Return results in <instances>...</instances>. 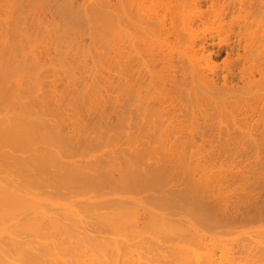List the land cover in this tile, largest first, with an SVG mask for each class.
<instances>
[{"label":"bare ground","instance_id":"6f19581e","mask_svg":"<svg viewBox=\"0 0 264 264\" xmlns=\"http://www.w3.org/2000/svg\"><path fill=\"white\" fill-rule=\"evenodd\" d=\"M216 2L0 0V264H264V234L243 237L264 232V199L230 202L254 183L249 159L227 180L222 164L219 179L239 178L228 190L212 170L220 144L229 158L264 135L256 5ZM148 139L157 160L131 146ZM167 189L173 212L157 202ZM146 191L156 209L140 223Z\"/></svg>","mask_w":264,"mask_h":264},{"label":"rangeland","instance_id":"374dc122","mask_svg":"<svg viewBox=\"0 0 264 264\" xmlns=\"http://www.w3.org/2000/svg\"><path fill=\"white\" fill-rule=\"evenodd\" d=\"M217 1H219V0H217ZM222 1H223V0H222ZM222 1L220 0V2H222ZM234 1H235V2H234ZM234 1L231 0V4H230V5H231L232 8H236V7L239 8V7H241V6H242V8L245 7L244 5H241V6H238V5H237V6H236V4H238L237 1H239V4L243 3L244 1H242V2H241V0H234ZM245 1H246V0H245ZM247 1H248V0H247ZM215 2H216V0H215ZM227 2H228V1H227ZM227 2H226V3H227ZM229 2H230V0H229ZM232 2H234L235 4H234V3L232 4ZM240 2H241V3H240ZM216 3L219 4V2H216ZM218 4H217L216 6H214V8L209 9V8H210L209 5L207 6V5H205V3H203V8H205V11H207V10H208L209 12H210V11H213V13L216 14V13L218 12V9H219V8H218ZM221 4H222V3H221ZM221 4H220V5H221ZM224 4H225V3H224ZM233 5L236 6V7H233ZM253 5H254V6L256 5V6H255L256 8L253 7V8H254V12H255V13H254V14H255L254 20L256 19V24H254V25H256V26H254V27H256V31H257V35L255 34V39H256L255 50H256V48L258 47L257 50H256V51H257V54H258V55L256 54V56H257V58H256V62H257L258 65H259V67L256 66V67H258V68H256V70H257L256 73H257V74L254 73V74H255L254 76L256 77V76H258V75L260 74V71H259V70L262 69V68H260V66H261V67L264 66V57H262V56H264V46H263V45H264V35H263V34H264V19H263V18H264V17L262 18V16H261V15L263 14V11H264V7H263V6H264V0H253ZM205 6H207V7H209V8L206 9L207 7H205ZM262 7H263V8H262ZM203 8H202V9H203ZM216 8H217V10L215 11ZM237 8H236V9H237ZM230 9H231V8H230ZM230 9H228V10H230ZM243 9H244V8H243ZM238 10H239V9H238ZM262 10H263V11H262ZM225 11H226V14H227L228 16H226V17H224V16H220L219 18H221L222 20H223V19L225 20L227 17H229V18L231 19L232 13L237 12V10L234 11V12H232L233 9L230 10L232 13H231V12H230V13H227V12H228L227 10H225ZM239 11H240V10H239ZM239 11H238V12H239ZM256 11H257V12H256ZM243 13H244V12H243ZM221 14H222V13H221ZM229 14H231V16H230ZM256 14H257V15H256ZM263 16H264V15H263ZM222 17H223V18H222ZM232 18H233V17H232ZM260 18H261V19H260ZM257 19H258V20H257ZM224 20H223V21H224ZM228 20H229V19H228ZM234 20L236 21V20H238V19H237V18H236V19L234 18ZM226 21H227V20H226ZM226 21H225L224 23H226V24H228V25H229V24L231 25V22H230V21L233 22V19L229 20V23L226 22ZM235 21H234V22H235ZM254 22H255V21H254ZM235 24H236V23H235ZM230 25H229V26H230ZM226 26H227V25H226ZM254 31H255V28H254ZM228 33H229V32H228ZM255 33H256V32H255ZM229 34H230V33H229ZM230 36H231V35H230ZM261 36H262V37H261ZM261 38H262L263 40H262ZM254 44H255V43H254ZM262 49H263V51H262ZM220 51H221V50H220ZM260 51L263 52V53L260 54ZM261 55H262V56H261ZM260 57L262 58L261 60L259 59ZM232 58H233V61H234V57H232ZM227 59H228V58H227ZM215 60H216V62H217L220 66H223L226 62H228V61L226 60V55H225L223 49H222V51L219 53V55L215 56ZM228 60H229V59H228ZM231 60H232V59H231ZM233 61H232V62H233ZM260 61H261L263 64H262ZM229 63H230V62H229ZM259 63H260V64H259ZM263 68H264V67H263ZM258 69H259V70H258ZM262 70H263V69H262ZM262 70H261V71H262ZM262 72L264 73V70H263ZM259 76H260V75H259ZM256 78H257L256 80H258L259 77H256ZM254 79H255V78H254ZM259 90H261V91L263 92L262 89H259ZM263 93H264V92H263ZM261 101H264V96L261 97ZM263 103H264V102H263ZM263 103H260V105H262ZM263 107H264V104H263L262 107L260 106V107L258 108V110H256L257 112L254 114V115H256V117L259 115V111H260V110H262V114H264V108H263ZM258 117H259V116H258ZM254 130H255V128H254ZM256 130H257V128H256ZM256 130H255L254 132L257 134L258 131H259V129H258L257 131H256ZM224 131H225V130H224ZM224 131L221 132L222 134L219 133L220 138H222V140H223V141H221V142H226V141H225V138L227 139V136H229V135H227V133L230 134V132H226L227 130L225 131L226 133H225ZM230 131H231V133H232V131H234V130L232 129V130H230ZM217 132H220V131L217 130ZM233 133H234V132H233ZM233 133H232V136H233ZM259 133L262 135V129H261V132H259ZM237 134H238V133H237ZM260 134H257L258 136H257V135H254L255 137H257V138H256L257 140H256L255 137H254V140H256V141H254V143H247V145H244V148H243V149L240 148V149L238 150V151L248 150V153L251 155V156H250L251 161H250V158H247V157H249V155H248V156H247V155H244V156H243V154L236 155L237 153H239L238 151H237V152L235 151V152H236V154L234 153L235 155H234L233 153H231V154H233L232 156H231V154H230V152H229V158H228V154H227L228 151H225V150H226V147H227V144H220L219 147H218V150L221 151L222 154H224V155L221 156V157H222L221 160L223 161V160L225 159L224 161H226V162H228V163H226V162H224V161L222 162L221 160H219L220 162H222L221 164H220L219 161H218L219 163L216 162V164H217V163H218V164H217L216 166L214 165V168H213L212 170L215 171V172L217 173V175H216V177H218L217 179H219V175H221V173H222V178H223V176H225L223 172H227L228 174H230L232 171L234 172V170H235L234 173H236V170L238 171L239 168H240V171H241V168H244V166L247 164L246 162L248 161V159H249V161H248L249 164H248V165L250 166V167H249L248 165H246V167L248 168V172H251V171H253V169H254V173L251 172L252 174H251V173L249 174V173H247V168H244V171H245V174H244V175H245V176L247 175L246 177H248V176L250 177V175H252L251 177L254 178V179H252V180H254V183H256V184H254L253 181H250V182H247V183L245 182V183H246V184L244 185L245 187L242 186V184H244V183H242V182H244V181H242V182L240 181V182L238 183L239 178L236 179V178H237V175L240 173V171H239L237 174L232 173V175H234L235 178L231 177V179H234V180L236 179V181H233V180H232L233 182H229V181H231V180H229L228 182H227V181H224V180L230 179V178H226V177H228V176H231V174L228 175L227 173H226V174H227L228 176H225L226 179L223 178V179H224V180H223L224 182L222 181L221 177H220L219 180L216 179V181H218V182H221V183L223 182L222 188H223V186H224V187H226V188H223V189H227V190H228L229 187L231 186V183H233L232 185H234L235 182L238 183V185L236 184V187H239L240 185H241V187H239L240 189L243 187V189H244L243 191H245V188H247L248 185L251 187V190H250V187H248V188L246 189V192H245L246 194H244V192L241 191L242 189L239 190V188H237L239 191H238V190L235 191V189H234L233 187H232L233 189H231V187H230L229 191L231 190L230 192H233V195H236L237 193L240 194V196L237 194L236 197L233 196V195L231 196V200H230V199H229V200H230V202H231L232 204H233V202L235 203L236 200L238 201V199L240 200L241 198H244V201H245V202H248V203H249V201L251 200V202H250L251 204H254V203L257 202V201H258V203H259V202H261V201L264 199V198H262V197H264V192H263V191H264V188H263V187H264V186H263V185H264V184H263V183H264V182H263V181H264V175H263V174H264V171H262V170H264V168H263V167H264V164H263V163H264V138H263L264 135H262L263 137H260ZM263 134H264V130H263ZM225 135H226V136H225ZM224 136H225V137H224ZM230 136H231V135H230ZM234 136H237L236 133L234 134ZM259 137H260L261 139H260ZM145 140H146V139H145ZM146 141H147V140H146ZM148 143H149L150 145H149ZM153 143H154L155 146H153ZM122 144H124V143H122ZM127 144H128V143H127ZM127 144L125 143L124 146L122 145L123 148H124V147H127L128 149H130V144H132V143H129V144H128L129 147H128ZM134 144H135V145H134ZM134 144H132L131 146H132V147H136V148L138 147L137 149L139 150V153H140L141 155H144V156H146V157H151L152 160H154V159L157 160L156 157H158V156L160 155L159 153L156 152V151H158V150H157V147H158V149L161 148L160 144H158V143H156V142H152V141H150L149 139H148V142H147V143H146V142H143V141H142L141 143H139V146L137 145L138 143H134ZM120 145H121V144L118 145V148H122V147H120ZM125 145H126V146H125ZM152 146H153V149H152ZM132 147H131V148H132ZM257 147H258V148H257ZM127 148H126V149H127ZM136 148H135V149H136ZM153 151H154V152H153ZM159 151H160V150H159ZM249 151H250V152H249ZM232 152H233V151H232ZM153 153H154V154H153ZM155 153H156V154H155ZM242 153L245 154V151L242 152ZM158 154H159V155H158ZM150 155H151V156H150ZM155 155H158V156L155 157ZM235 156H237V157H236V160L240 161L241 163H242L243 159H244L245 156H246V158L244 159V160H246V161H243V162H245L244 164L242 163L243 165H242L241 163H239V162H238L239 164H237V165H240L241 167H240V166H237V167H236L235 163H237V161L234 162L235 158H233V157H235ZM257 156H258V157H257ZM260 156H261V157H260ZM253 157L255 158L254 160H252ZM158 158H159V157H158ZM227 158H228V161H227ZM230 158H231V159H230ZM237 158H239V159H237ZM240 158H243V159L241 160ZM232 159H233V160H232ZM258 159H259V160H258ZM260 159H261V160H260ZM160 160H161V158H160ZM160 160H159V161H160ZM229 160H232V162L230 161V163H229ZM256 160H257V161H256ZM254 161H255V162H254ZM259 161H260V162H259ZM233 162H234V164H233ZM250 162H251V163H252V162L255 163V164L252 163V165H254V168H253V169L251 168V167H253V166L250 165ZM256 162H257V164H256ZM224 163H226V164H224ZM231 163H232V164H231ZM259 163H260V164H259ZM222 164L224 165L226 171H225V169H224V171L221 170V168H222V169L224 168V167H222V166H223ZM227 164H229V165H227ZM219 165H221V166L219 167ZM227 166H229V167H227ZM232 166H233V167L235 166L236 168L234 167V168H235V169H234ZM255 166H256V169H255ZM215 167H216V168H215ZM218 167H219V168H218ZM230 167H231V168H230ZM260 167H261V168H260ZM227 168H228V169H227ZM217 169H219V170L216 171ZM229 169L231 170L230 173L228 172V171H230ZM233 169H234V170H233ZM249 169H251V170L249 171ZM219 171H222V172L220 173ZM244 171H243V169H242L241 172H244ZM255 171H256V172H255ZM261 171H262V172H261ZM259 172H260V173H259ZM218 173H219V174H218ZM258 173H259V174H258ZM241 174H242V173H241ZM241 174H239L238 177H240ZM253 174H254V175H253ZM261 174H262V175H261ZM245 176H244V177H245ZM241 177L243 178V174L241 175ZM246 177H245V178H246ZM251 177H250V178H251ZM255 177H256V178H255ZM245 178H244V180H245ZM250 178H247V179L251 180ZM179 179H180L181 181H180ZM186 179H187V180H186ZM240 179H241V178H240ZM247 179H246L245 181H248ZM184 180H185V182H184ZM259 180H260V182H259ZM261 180H262V182H261ZM186 181H188V178H187V177H184V176H183V178H182V176H177V180H176L175 182L177 183V186H178L179 188H184L183 185L186 184ZM180 182H182V183H180ZM251 182L253 183V185H254L255 187H253L252 185H250ZM221 183H217V182H216V183H214V185L217 184L216 186H218V188H219V187H220L219 185H220ZM226 183H228V185H227ZM240 183H241V184H240ZM258 183H259V184H258ZM180 184H181L182 186H181ZM218 184H219V185H218ZM225 184H226V186H225ZM247 184H248V185H247ZM261 184H262V186H261ZM173 185H174V184H172V186L169 187V188H172ZM174 186H175V188L177 187L176 185H174ZM178 187H177V188H178ZM234 187H235V186H234ZM256 187H257V188H256ZM214 188H215V187H214ZM214 188H213V190H214V191H213V195L215 196V195L218 194L219 197H220V198H219V201H218V198H217L218 196H215V198H217V199H216V200H217L216 202L220 203V200H221V199L223 200V202H225V200H227V199H224V194H225V192H226L225 195L227 196V197L225 196V198H230V195H231V194H230L228 191H226V190H225V191H222L223 189H221V187L219 188L220 191H219L217 188H216L217 190L214 189ZM252 188H253V189H252ZM258 188H259V190H258ZM262 188H263V189H262ZM173 189H174V187H173ZM254 189H255V191H254ZM168 190H170L169 193H168ZM232 190H233V191H232ZM248 190H249L250 192H249ZM252 190H253V192H252ZM257 190H258L259 192H258ZM151 191H152L151 194H154V196H155L156 194H158V195H156V196H159V195L161 196V197H158L159 199H157V198H156V199H157V202H158V200H159V202H161V201L163 200V201H162V205L164 204L163 207H165V206H166V207H167V206H170V204H171L170 202H172V201H171L172 195H173L174 198H176L177 195H178V194L176 193L178 190H177V191H174V193H175V196H174L173 191L171 192V189H167V190H166V193H165V191H163V192H164V195L167 194L166 196H164V197H165V198H164V197H163V193H161V192H160V193H159V192H156V194H155V193H154V190H151ZM215 191H216V193L219 191L221 194H220L219 192H218L217 194H215V193H214ZM221 191L223 192V195H222V192H221ZM234 191H235V192H234ZM227 192H228L229 195L227 194ZM248 192H249V193H248ZM170 193H171L172 195H171ZM234 193H236V194H234ZM247 193H248V194H247ZM254 193H255V194H254ZM257 193H258V194H257ZM142 194H143V195H142ZM142 194H141V197H138L140 194L137 196L138 199L140 198L139 203H137L138 208H139V210H140V211H139V215H140L141 218H144V219H141V220H140V223L143 222L145 219H147V216L149 215V210H148V209H150V208H151V209L153 208V210L156 209L155 206H154V204H153L152 201H151V199H155L154 196L151 195V194L148 195V194H149V191H146V192H144V193H142ZM241 194H243V195H241ZM249 194H251V195H249ZM261 194H262L263 196H262ZM143 196H144V197H143ZM156 196H155V197H156ZM214 196H213V197H214ZM221 196H223V198H222ZM228 196H229V197H228ZM243 196H244V197H243ZM150 197H151V199H150ZM152 197H153V198H152ZM185 197H186V196H184V201H185ZM187 197H188V196H187ZM187 197H186V200H187V201H186L185 203L189 202V200L187 199ZM210 197H212V196H210ZM213 197H212V199H210L209 197H208V198H209L210 200H212V201H213V200L215 201V198L213 199ZM245 197H246V199H245ZM247 197L250 198V199L248 198V199H249L248 201H246V200H247ZM257 197H258V199H257ZM144 198H146V199H144ZM160 198H161V200H160ZM206 198H207V197H206ZM208 198H207V199H208ZM232 198H233V199H232ZM156 199H155V200H156ZM179 199H180V198H179ZM179 199H176V200H178V202H179ZM209 199H208V200H209ZM256 199H257V200H256ZM229 200H227V203H228ZM141 201L146 202L145 205H143V203H142ZM182 201H183V197L181 198V202H179V203H180V204H181V203H182V204H185L184 201H183V202H182ZM241 201H243V199H242ZM244 201H243V203H244ZM252 201H253L254 203H252ZM147 202H148V203H147ZM178 202H177V203H178ZM223 202H222V203H223ZM230 202H229V204H227V203L225 202L223 205H230V206H232L231 208L235 209V205H234V206L231 205ZM263 202H264V200H263ZM263 202H262V204H264ZM141 203H142V204H141ZM167 203H169V204H167ZM150 204H151V206H150ZM220 204H221V203H220ZM236 204H238V202H236ZM244 204H245V203H244ZM255 204H256V203H255ZM255 204H254V205H255ZM238 205H239V206L241 205L240 201H239V204H238ZM238 205H236V208L239 207ZM257 205H260V204H257ZM147 206H148V207L150 206V208H148ZM153 206H154V207H153ZM230 206H229V207H230ZM166 207H165V209H164L163 211L166 210ZM240 207L243 208V205H241ZM147 208H148V209H147ZM260 209H261V208H260ZM263 209H264V207H263ZM263 209H261L260 211H263V212H264ZM147 210H148V211H147ZM241 210H242V209H240L241 214L245 215L244 212H242L243 210H242V211H241ZM166 211L169 212V211H171V210H166ZM171 212H173V211H171ZM258 214H261V213H258ZM263 216H264V215H263V213H262V214L260 215V217H261V219H262V220H261L262 222L264 221V219H263L264 217H263ZM243 217H244V216H242V218H243ZM178 221H179V220H178ZM178 221L176 220V223H177ZM259 222H260V220L257 221L258 224H259ZM262 222L260 223V225L263 224ZM174 223H175V222H174ZM257 223H254V225L256 226L257 229H256L255 226H254V228H252L251 230H249L250 232L248 231L247 233H245V234L243 235V237H247V238H248V235H250V237L253 236L252 238L261 237L262 233L264 234V232H262L261 229H260V230L258 229L259 227H258V224H257ZM177 224H180V223L178 222ZM260 225H259V226H260ZM263 225H264V224H263ZM263 225H262V227H264ZM260 227H261V226H260ZM262 227H261V228H262ZM255 229H256V230H255ZM257 230H259V232H260V231H261V232L259 233ZM239 231H240V230H239ZM251 231H254V233L256 232L255 234H256V236H257V235H258V236H257V237H254V235H251ZM257 232H258V233H257ZM252 233H253V232H252ZM254 233H253V234H254ZM148 234H149V233H148ZM246 234H247V235H246ZM259 234H260V236H259ZM245 235H246V236H245ZM262 236H263V235H262ZM240 237H241V236H240ZM243 237L240 238V241H239V242H241V241L243 242V241L245 240ZM242 238H243V239H242ZM241 239H242V240H241ZM248 239H249V238H248ZM258 239L260 240V239H262V238H258ZM235 240H236V239H235ZM235 240H233V241H234V242H233V243H234L233 245H234V246H235V244L238 245L237 248H239V247H240V248H241V247H243V248H247V247L249 246V244L247 245V241L244 242V243L246 244V245H245V244H243V243H242V244L239 243L237 240H236V241H237V242H236ZM238 240H239V239H238ZM250 241H251V242H250ZM260 241H261V240H260ZM262 241H263V239H262ZM257 242H259V241L256 240V239H255V240H254V239L252 240V239L250 238V240H249L248 243H250V246H251L252 249H253L254 246H258ZM229 243L231 244L232 242L229 241ZM239 244H240V245H239ZM241 245H242V246H241ZM243 245H244L245 247H244ZM246 246H247V247H246ZM248 248H249V247H248Z\"/></svg>","mask_w":264,"mask_h":264}]
</instances>
